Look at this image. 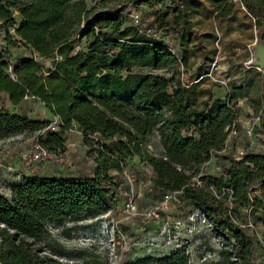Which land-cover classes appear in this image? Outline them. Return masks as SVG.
<instances>
[{
    "label": "trees",
    "instance_id": "1",
    "mask_svg": "<svg viewBox=\"0 0 264 264\" xmlns=\"http://www.w3.org/2000/svg\"><path fill=\"white\" fill-rule=\"evenodd\" d=\"M131 1L153 5L162 1L155 14L158 21L181 3ZM206 1L215 17L231 15L230 1ZM241 4L260 28L258 36L264 44V0H241ZM0 23L6 30L13 29L14 36L5 34L11 46L19 43L34 53L12 65L5 59L7 51L0 48V94H6L12 106L27 97L37 98L58 118V130L37 136L49 150L63 148L61 133L76 125L86 143L96 144L99 159L90 177L25 175L9 185L7 196L0 194V264H68L46 254L56 249L49 226L62 228L67 220L85 215L97 219L111 210L118 195L116 178L129 160L152 169V186L159 196L182 189L183 200L200 209L212 222L214 233L225 238L228 247L219 250L213 264H253L257 242L231 224L224 191L232 190L234 212L246 205L251 186L260 184L264 192V153L252 152L243 160L222 156L230 163L220 175L204 176L202 186L188 181L212 155L221 157L225 128L237 119L239 100L246 99L260 114L257 129L264 134V75L257 72L261 90L256 97L249 96L244 85L234 84L223 98L210 93L199 103L195 85L183 86L173 71L184 58L173 55L162 40L126 25L121 9L96 11L87 8L85 0H0ZM77 36L87 46L74 52ZM47 59L49 66L44 64ZM49 123L0 110V136L33 134ZM151 136L157 138L158 153L148 148ZM115 138V145L108 143ZM255 206L264 214L263 196L256 198ZM91 260L89 264H98L97 258ZM123 264L189 262L182 249H175L165 255L137 256Z\"/></svg>",
    "mask_w": 264,
    "mask_h": 264
},
{
    "label": "rangeland",
    "instance_id": "2",
    "mask_svg": "<svg viewBox=\"0 0 264 264\" xmlns=\"http://www.w3.org/2000/svg\"><path fill=\"white\" fill-rule=\"evenodd\" d=\"M180 1L178 8L165 15L161 21L155 18L158 7L146 2L135 4L131 0H85V4L87 8L94 7L96 11L121 9L126 25L131 24L128 12L140 10L143 17L159 32V38L156 39L173 46L178 58H184L183 63L173 71L177 73L180 80L191 82V86L195 85L194 92L199 103L210 93L215 97L225 95L227 89L234 84L244 85L249 96L256 97L261 90L260 76H263V73L255 66L257 58L254 52L260 28L254 24V18L252 19L247 14L241 0H223L232 3V13L229 17L219 18L215 17V10L206 0ZM15 17L19 22L20 17L17 14ZM184 21L187 22V30L183 28ZM263 24L264 20L261 21V26ZM76 38L74 52L85 50L87 46L85 39L79 36ZM3 40L1 49L7 51L4 53L5 59L12 65L21 58L34 55L31 50L19 43L11 46L8 36H3ZM257 72H260V76ZM159 73L169 75L166 70H161ZM237 106V121L241 130L247 121L252 120L255 113L246 99L239 100ZM0 110L40 120H58L39 99L33 97H27L18 105L12 106L6 94L1 93ZM258 127L255 128L259 136L254 139V151L261 150V143L264 140V134L257 129ZM37 136L38 132L0 136V194L7 196L9 185L25 175L90 177L94 174L99 164L95 151L96 144L86 143L82 132L76 125H72L61 133L64 138V147L57 150L55 156L49 161L27 164L21 157L22 153L29 152L33 143L38 139ZM116 139L108 143L115 145ZM248 142L242 132H239L231 139L221 157L231 158L237 154V151L248 149ZM149 143L153 152L158 153L160 147L157 138L151 136ZM221 157L213 160L210 166L211 171L221 172L226 163ZM8 166L10 168H7ZM149 170L150 167L147 164L129 160L125 171L117 176L118 195L111 209V215L118 220L117 226L108 222L110 215L106 216V213L99 215L97 219L85 215L73 222L67 220L62 228L50 225L49 230L55 240L56 249L47 251L46 254H51L68 264H89L92 257L98 259V264H123L137 256L162 255L158 251L160 247L155 244L160 243L165 236L161 232L166 219L165 215L158 220H151L141 215L124 217L121 214L125 199L123 193L120 194L121 191L129 192L132 189L131 193H133L140 212L146 211L159 197L150 182ZM111 173L114 174V172ZM261 193L264 198V192ZM191 210L192 206L184 202L172 215L182 217ZM242 212V209H238L235 215L241 217ZM257 226L258 236L264 239V214ZM245 233L248 237L255 239L249 232L245 231ZM121 235L131 245L127 253H123L122 256L119 255L120 246L117 243ZM189 241L191 244L190 264L214 263L216 252H214V243L209 234L201 231L191 236ZM251 261L253 264H264V248H261L258 243L254 247Z\"/></svg>",
    "mask_w": 264,
    "mask_h": 264
},
{
    "label": "built area",
    "instance_id": "3",
    "mask_svg": "<svg viewBox=\"0 0 264 264\" xmlns=\"http://www.w3.org/2000/svg\"><path fill=\"white\" fill-rule=\"evenodd\" d=\"M162 1H157L154 3L155 7H161ZM128 17L131 21V25H133L140 33H143L144 35L151 37V38H159V32L156 30V28L145 19L141 13V11H129ZM13 33V29L6 30L0 23V48L2 43H4L3 36H5L6 33ZM168 50L171 51L173 55H175L177 58V52L174 49L173 46L168 45L166 43ZM259 69L258 67H256ZM263 75V70H260ZM183 86H188L191 82L187 83V81H184L181 79ZM56 119H58L56 117ZM260 124V114L256 113L254 117H252V120L247 121L241 128L238 125L237 119L230 125L226 126L225 130L227 131V136L224 141L223 148L218 151L219 154H223L225 150L228 148V145L232 138L236 137L239 132H242V134L248 139V149L246 150H239L237 151V154L233 156V160H243L245 155L252 153V152H261L264 153V140L261 143V150L254 151L253 148L254 145V139L258 137L259 135L255 132L256 126H259ZM59 126V120L50 121L49 125L43 128L38 132V134H44L46 130H58ZM21 135V134H19ZM148 148L151 149V145L148 144ZM255 149V148H254ZM55 152L53 150H49L46 148L41 141L38 139L33 143L32 148L27 152V154L22 153V159L27 164L37 163V162H44L49 161L53 156H55ZM217 158L216 156H211L207 161L203 162L199 167L190 180L188 181V184L193 186H202V178L206 175H220L221 172H213L210 170V166L213 162V160ZM225 167L229 166V161L225 160ZM223 166V167H224ZM7 168H10L8 166ZM150 179L154 177V174L152 173V169L150 168ZM130 178H128L129 180ZM143 183L142 181H140ZM151 182V180H150ZM151 187V185H150ZM260 184H255L251 186L248 190V201L246 205L242 208V216L237 217L235 215V212L233 211L235 200L232 196V190L230 188H226L224 191L226 197H224V206L227 208L229 213V219L231 221V224L234 226L242 229L244 232H249L256 240V242L260 245L261 248H264V239L257 234V223L259 220H261L262 213L260 209L256 208L255 201L256 198H262L261 192H260ZM132 189L130 191H121L120 194L123 193L125 196V199L123 201V205L121 208V214L124 217H133L136 215H141L144 218H149L151 220H158L161 216L166 217L165 223L162 226V233L165 234V236L162 238V240L157 242L155 245L159 246L161 250L158 249L160 254L165 255L170 253L171 251L175 249H182L184 251V254L188 257V262L190 264V255H191V244L189 241V238L197 233H200L201 231L206 232L209 234L213 240L214 243V252H216V257L214 259V262L219 258V250L223 248H227L228 246L225 245V238L219 235H216L213 230V224L208 219V217L198 208L192 207V210L185 213L182 217H174L172 213L185 201L183 200L182 196V189L179 190H172V191H164L158 198L155 200L152 205L144 212H140L136 206L135 199L133 196ZM212 193L220 198V195H217L215 190L212 189ZM111 210H109L106 213V216L110 217L108 218V222H110L113 226H117L118 220L114 219V216L111 215ZM232 241V240H231ZM119 244L120 254L123 255V253H127L129 250V247L131 248L130 243L128 244L123 235L119 238L117 241ZM137 244L138 242H134ZM133 243V244H134ZM114 244V243H113ZM134 244V245H135ZM117 249V248H116ZM213 252V253H214Z\"/></svg>",
    "mask_w": 264,
    "mask_h": 264
},
{
    "label": "water",
    "instance_id": "4",
    "mask_svg": "<svg viewBox=\"0 0 264 264\" xmlns=\"http://www.w3.org/2000/svg\"><path fill=\"white\" fill-rule=\"evenodd\" d=\"M257 44L255 46V56H256V61H255V66L259 68V70H263L264 68V44H262V42H260L259 40V36L257 39ZM45 66H49L50 65V61L47 59L44 62Z\"/></svg>",
    "mask_w": 264,
    "mask_h": 264
},
{
    "label": "crops",
    "instance_id": "5",
    "mask_svg": "<svg viewBox=\"0 0 264 264\" xmlns=\"http://www.w3.org/2000/svg\"><path fill=\"white\" fill-rule=\"evenodd\" d=\"M247 12V11H246ZM247 14H248V12H247ZM201 76H203V75H201ZM225 95H223V96H221V98H223ZM215 97V96H214ZM152 173H153V171H152ZM154 174V173H153ZM150 175H151V173H150Z\"/></svg>",
    "mask_w": 264,
    "mask_h": 264
}]
</instances>
